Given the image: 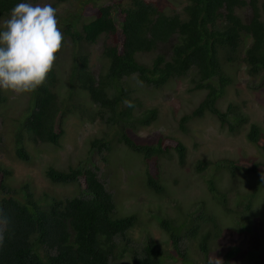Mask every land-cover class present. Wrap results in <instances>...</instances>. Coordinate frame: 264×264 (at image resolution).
<instances>
[{"label": "trees", "instance_id": "obj_1", "mask_svg": "<svg viewBox=\"0 0 264 264\" xmlns=\"http://www.w3.org/2000/svg\"><path fill=\"white\" fill-rule=\"evenodd\" d=\"M30 1L37 0H0V26L12 8ZM55 1L60 4L69 0ZM181 2L185 5L174 7L170 13L163 10L158 0H111L105 5L98 0L87 5L85 0L84 4L90 7L86 12L64 25L60 22L58 28L64 41L45 82L29 92L32 107L15 126V157L32 163L26 141L58 145L68 118L76 114L82 120L95 121L100 117L114 132L108 140L99 136L92 141L99 152L108 151L104 155L108 163L114 150L125 146L149 159L157 155L176 158L178 165L183 166L188 147L180 138L158 136L142 145L138 131L158 121L161 111L158 107L148 108L132 82L160 91L189 76L188 90L204 92L196 106L179 118L172 117L177 128L188 134L189 122L210 114L229 133L239 134L248 122L247 115L237 102L232 100L223 108L219 101L236 84L231 68L234 64L244 63L251 77L264 73V0H172L173 4ZM246 9L251 10L249 20L244 15ZM101 38L102 58L107 62L96 74L91 67V53ZM246 38H251L247 47ZM162 44H171V50L157 52ZM139 53L151 54L152 60L147 63L143 57L137 59ZM57 68H65L63 74H67L64 90L59 87ZM5 91L0 89V108L8 99ZM126 101H131L132 106ZM247 137L264 153V130L260 124L251 123ZM221 161L225 160H199L196 171L204 174L206 190L232 211L228 193L233 190L243 198L236 184L239 174L250 171L261 185L264 160L246 157L233 160L234 165ZM12 173V169L0 164V205L8 218L0 245V264H111L113 259H122L128 253L133 254L134 264H164L168 254L151 238L138 250L129 246L130 240L120 246L117 237H125L139 216L117 214L114 194L95 169L48 166L45 176L54 186L78 183L80 195L64 199L53 188H46L37 196L30 182L16 189L10 183ZM144 174L142 185L157 196L166 192L159 159L153 172L147 166ZM246 198L244 211L237 214L240 225L233 231L238 241L233 235L228 238L224 264H233L236 257L245 254L239 244L251 232L247 215L253 209L257 191ZM200 203L182 214L180 220L169 216L159 219L177 257L185 264H192L182 247L188 240H196L208 263L211 243L222 237L216 218L206 211L205 202ZM253 260L264 264L258 258Z\"/></svg>", "mask_w": 264, "mask_h": 264}, {"label": "rangeland", "instance_id": "obj_2", "mask_svg": "<svg viewBox=\"0 0 264 264\" xmlns=\"http://www.w3.org/2000/svg\"><path fill=\"white\" fill-rule=\"evenodd\" d=\"M54 1L42 0L30 4L54 7L57 10L58 27L60 22L64 25L65 21L79 17L86 12L87 8H90L84 4L85 0H72L55 6ZM158 1L168 12H170V8H173L171 0ZM98 2L104 3L107 0H98ZM91 4V0H87V5ZM173 5L177 8L181 7L179 3ZM245 16L248 20L247 12H245ZM102 42L101 38L97 44L92 46L91 67L96 74L100 72L103 64ZM169 50H171V44H162L157 52H169ZM140 56L141 53L137 54L138 58ZM150 60H152L151 54L143 56V61L149 62ZM57 71L61 80L59 87L64 90L66 85L64 81L67 75L63 74L65 68H57ZM232 74L236 84L231 86L227 95L219 101V105L225 106L232 100L237 102L248 115L250 122H258L264 130V82L262 80L264 77H250L246 73L244 65L239 66L238 69L237 67L233 68ZM190 77L173 81L172 84L160 91L142 87L138 82H132L136 85L146 105L158 106L161 111L158 124L151 128H143L140 135L147 136L148 140L152 141L156 140L160 134H165L167 128H170L174 135L183 139L188 146V159L185 167H180L176 158L163 160L162 172L166 192L161 196L155 195L153 191L142 185L145 180V174L141 173L143 165L136 161L134 150L125 146L116 148L111 154L110 163L102 161L95 152L87 155L90 136L99 135L104 125L100 121L82 120L76 114L68 118L65 125L66 132L59 145L26 141L25 146L31 153L32 163H25L16 158V143L13 140L16 133L15 126L27 117V109L29 106L32 107V100L29 93L17 94L7 90L5 95L8 96V99L0 108V164L12 169L11 185L19 189L24 182H30L34 184L37 196L45 192L46 188H53L64 199L78 195L80 188L77 184L66 187L51 184L45 176L48 166L59 168L69 165L77 167L84 164L91 168L98 167L101 179L114 193L116 211L120 212L117 214L125 216L135 212L139 216L136 226L125 237L117 238L120 246L130 240L129 246L138 250L146 244L148 238H151L160 245L165 253L173 255L172 257L167 255L164 264L185 263L177 257V252L174 251L167 233L160 225V218L169 216L180 220L183 217L182 214L193 210L194 207H199L200 202H205L206 211L217 218L224 231L217 242L211 243V257L216 256L224 260L223 255L229 245L227 240L233 235V230L237 226L235 224L237 214L244 211L248 194L256 190L257 198L254 210L249 217L253 222L254 231L251 235L246 234L243 241L241 240L242 251L245 254L236 257L233 264H255L254 258L264 261V180L261 181V185H258L253 174L240 173L238 184L243 198L239 197L235 191H230L228 202L232 211L226 213L212 193L206 190L204 174L195 170V162L199 158L216 161L223 159L224 156L227 158L245 156L254 160H264V153L247 140L245 134L248 126H244L240 134L231 135L219 128L216 118L210 114L201 120L196 119L191 122L188 134L177 128V121L175 118L172 120V117L175 115L179 118L184 112H188L190 108L196 106L201 101L204 92L188 90L191 87ZM161 120L167 124L166 127ZM228 164L230 165V163ZM211 172L212 169L208 170V174ZM8 181L9 178L6 179V182ZM218 186L220 187L221 184ZM4 228L5 225H0V232H3ZM235 235L232 237L238 240ZM182 247L187 250L192 264H208L195 239L188 240ZM132 256V253H128L122 259H113L111 264H134Z\"/></svg>", "mask_w": 264, "mask_h": 264}, {"label": "clouds", "instance_id": "obj_3", "mask_svg": "<svg viewBox=\"0 0 264 264\" xmlns=\"http://www.w3.org/2000/svg\"><path fill=\"white\" fill-rule=\"evenodd\" d=\"M39 1H42V0L30 1V2L35 3V2H39ZM70 1H72V0L65 1L63 3L70 2ZM110 1L111 0H107V2H104L103 4L105 5ZM166 1H169V0H165V2ZM170 3H171V6L174 8L175 5L172 4V0ZM179 4L181 6L185 5V3H182V2ZM55 5H58V4H56V1H54V6ZM162 8L165 12H167L163 6H162ZM173 8H170V11ZM175 8H177V7H175ZM179 8H181V7H179ZM172 12L173 11H171L170 13H172ZM245 12L248 13V18L250 19L251 10L246 9L244 11V15H245ZM63 41H64V37L58 28L57 10L54 7H52L51 5H43V6L35 5V6H33L30 3H18L14 8L11 9L9 18L5 19L2 22V26H0V89L6 90V91L10 90V91H13L17 94L29 93V92L35 91L39 86H41L45 82L47 74L52 70L54 62L56 60V54L60 51ZM250 43H251V38H248V39L246 38V40H245L246 47ZM145 55H148V54H145ZM143 56L144 55L141 54L140 58H142ZM140 58L137 57V59H140ZM142 60H143V58H142ZM105 61H103V64H105ZM103 64H102V66H103ZM241 65H244L245 71L248 74L247 69H246V65L244 63H242L240 65L234 64V66L231 68H232V70L235 67H237V69H238V67ZM102 66H101V69H102ZM101 69H100V71H101ZM260 76L264 77V73L259 74L257 77L262 78ZM257 77H252V78H257ZM133 79L134 78H132V79L130 78L129 80L132 81ZM214 80H216V78ZM262 80L264 82V78H262ZM126 103L128 104V106H130V107L132 106L131 101H126ZM147 106H148V108L158 107V106H150V105H147ZM222 107L224 108V107H226V105L222 106ZM135 111H137L136 108H135ZM247 117H248V115H247ZM196 119L201 120L203 118H196ZM84 120L92 122V120H89L86 118ZM95 121L102 122L104 126H103L99 135L95 134L94 136H90V140L88 143L89 148H88V154L87 155L95 152V154L97 156H99V158L101 157L102 161H105L104 155L107 156L108 151L103 150L102 152H99L97 147H93L92 141L99 136H101L102 138H106L108 140L114 132L111 133L112 129L109 128L110 126L106 123V121L104 119H101L99 117V119L95 120ZM159 121H160V119L158 121H155L151 125L141 127V129L138 131L139 136L143 138L142 145L149 144L150 141L148 140L147 136H141L140 135L141 130L143 128H146V127L147 128L154 127L155 125L158 124ZM161 122H162V120H161ZM254 122L255 121L250 122L249 117H248V122L244 126L249 127L250 124L254 123ZM162 123L166 127V124L164 122H162ZM256 123H258V122H256ZM190 124L191 123L189 122L187 127H189ZM218 124H219V122H218ZM65 125H64V128H65ZM159 126H161V125L159 124ZM165 127H162V128L165 129ZM219 128L227 131L225 128H222L220 124H219ZM248 130H249V128H248ZM248 130H247V133H248ZM65 132H66V128H65ZM241 132H242V130L240 131V133ZM227 133L231 134V135H237V134L229 133L228 131H227ZM247 133L245 134L246 138L249 142H251L247 137ZM63 135H62V137H63ZM165 135L176 136V135H174L173 131L170 130V128H167V132H165V134H163V133L160 134L159 137L165 136ZM62 137H61V139H62ZM176 137H178V136H176ZM61 139H60V141H61ZM181 140L183 141V139H181ZM60 141H59V144H60ZM252 144H254L256 146L255 143H252ZM135 154H136V161L143 165V168L141 170L142 174H144L146 172L147 166H148V168H151V171L153 172V168H154V165H155L157 159L160 160V164L162 165L163 160L167 158L166 156H163V155H157L155 157H152V159H149V158H145L144 155L140 152H135ZM240 158H246V157L245 156H237L236 158H227L224 156L223 159H218L216 161L199 158L195 162V165L199 160H207V161H213V162L225 160V161H221V162L225 163V165L226 164L228 165V163L234 165L233 160H238ZM167 159H170V157H168ZM187 159H188V157H187ZM69 166H67V167H69ZM81 166H85V168H91V167H88L84 164H82ZM77 167H80V166H77ZM180 167H185V165L180 166ZM91 169H95L97 171L99 178L101 179V176L99 174V168L96 167V168H91ZM162 170H163V167H162ZM195 170H196V166H195ZM243 173L252 175V173L250 171L242 172V174ZM238 178H239V176H238ZM255 179L257 181V178H255ZM101 181H104V180L101 179ZM236 184H237L238 188L240 189L238 181ZM105 185H106V183H105ZM145 187H147V186L144 185V188ZM78 195H80V193ZM214 198L217 200L218 203H220L219 199L216 196H214ZM221 206L226 210L224 212H226V213L229 212L228 209L226 208V206H223L222 204H221ZM254 206H253V209L249 211L250 214L247 215L248 219H249L252 211L254 210ZM116 212L118 213L119 211H116ZM132 213H135V212H132ZM129 214H131V213H128L127 215H129ZM215 221L219 224L217 218ZM7 223H8V218L3 214V209H1V205H0V225H5V227H6ZM213 223L214 222H212V224ZM252 223L253 222L251 221V224H250V226H251L250 231L251 232L250 233L247 232L248 235H251L254 231ZM235 224H237V226H235V227H238L240 225V222H238V215H237V219L235 220ZM219 226H220L221 231H222V234H221V236H222L224 231H223L220 224H219ZM4 230H5V228H4ZM4 230H3V232H0V245H2V243H3ZM233 231H235V229ZM117 238H120V237H117ZM239 245H240V248L242 249V247H241L242 244L240 243ZM116 260H119V259H116ZM208 264H224V262L221 258L214 256V257H209Z\"/></svg>", "mask_w": 264, "mask_h": 264}]
</instances>
